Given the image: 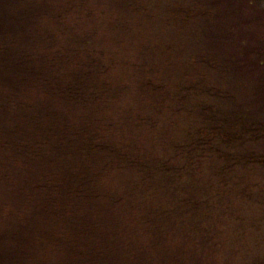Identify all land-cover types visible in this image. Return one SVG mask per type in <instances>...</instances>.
<instances>
[{
    "label": "trees",
    "instance_id": "trees-1",
    "mask_svg": "<svg viewBox=\"0 0 264 264\" xmlns=\"http://www.w3.org/2000/svg\"><path fill=\"white\" fill-rule=\"evenodd\" d=\"M256 173L264 0H0V264H228Z\"/></svg>",
    "mask_w": 264,
    "mask_h": 264
},
{
    "label": "rangeland",
    "instance_id": "rangeland-1",
    "mask_svg": "<svg viewBox=\"0 0 264 264\" xmlns=\"http://www.w3.org/2000/svg\"><path fill=\"white\" fill-rule=\"evenodd\" d=\"M263 177V175H258V173L253 176V179L257 182V188L259 187V184L264 186ZM245 181H247L248 183L250 179H245ZM248 214L249 218H247L240 227H236V219L226 220L229 223L227 224L226 231L222 233V235H224V237L226 238V242H229L228 244L231 245V248H229L227 244L224 246L217 245L215 247V249L218 250L230 249L231 254H234L228 264H241L240 262L244 261V256H246V261L251 260L250 258H254L255 256H257L252 255V253L264 255V225L261 223L264 222V218H262V216L264 215L263 213H260L258 211L253 201L250 204V211L248 212ZM218 250L217 253L219 254ZM254 250L256 252H253ZM246 252L250 253L249 256L246 255L248 254Z\"/></svg>",
    "mask_w": 264,
    "mask_h": 264
}]
</instances>
